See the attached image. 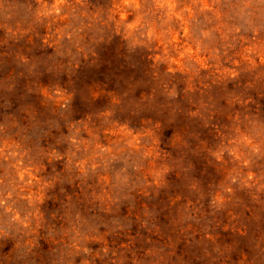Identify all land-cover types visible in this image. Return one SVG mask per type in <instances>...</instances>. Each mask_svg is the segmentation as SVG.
<instances>
[{
	"label": "clouds",
	"instance_id": "9594fccd",
	"mask_svg": "<svg viewBox=\"0 0 264 264\" xmlns=\"http://www.w3.org/2000/svg\"><path fill=\"white\" fill-rule=\"evenodd\" d=\"M0 264H264V0H0Z\"/></svg>",
	"mask_w": 264,
	"mask_h": 264
}]
</instances>
